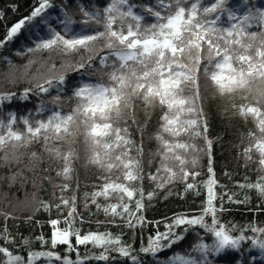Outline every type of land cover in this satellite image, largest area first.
<instances>
[{
  "label": "snow or ice",
  "instance_id": "snow-or-ice-1",
  "mask_svg": "<svg viewBox=\"0 0 264 264\" xmlns=\"http://www.w3.org/2000/svg\"><path fill=\"white\" fill-rule=\"evenodd\" d=\"M236 2L243 5L240 14L229 0H211L207 4L205 0H150L147 5L135 0H107L105 5H96L93 10L78 5L81 20L69 14L65 5L64 15L58 17V24L54 25L47 18L54 7L51 0H37L30 15L8 29L4 39L0 40V48L12 42L26 24L44 29L45 37H37V42L27 51L55 52L64 59L57 66L49 57L44 65L46 71L37 68L31 76L32 87L25 88L19 98L28 101L32 94L41 96L53 89L57 95L50 101L41 99L34 113L28 110L18 116L14 110H4V105L11 103L16 93H0V152L4 153L0 161L18 163L23 155L20 149L42 142V148L50 158L63 161L57 175L71 180L72 161L79 158L74 145L82 137L88 154L87 163L106 173L100 177L103 183L97 186L99 190L85 193L86 201L89 196L92 203H96L97 197L115 199L117 203L103 206L104 213L113 218L121 217L132 229L147 223H164L165 231L161 232L157 227L155 234L148 237L146 246L142 245L138 250L140 253L157 256L171 250L196 228L209 234L212 242H206L198 234V239L189 244V251L184 254L178 251L168 257L170 264H210V256L216 258L226 251L238 252L246 241L264 252V226L250 222L238 228L220 220V214L227 210L223 206L224 196L234 203H246L248 197L237 201L234 194L218 195L215 191L219 182L212 167L214 141L207 135V114L200 92L202 71L220 96L239 95L243 103H233V109L245 119L251 116L259 133L249 131L252 143L244 148L243 156L246 161L251 160L255 151L259 157V170L264 171V6L252 5L251 0ZM72 56H78V59H70ZM94 62L99 64L98 69L93 67ZM33 63L30 61L25 66V75ZM93 72L99 74L95 81L91 78ZM72 74L79 80L73 85L67 101H75V104L64 112L61 105L66 101L62 100V94L67 88V78ZM135 99L142 100L146 108L159 106L164 109L159 129L154 134L159 144L156 152L160 157L159 165L155 172L147 174L143 166V128L137 126L141 133V141L137 144L128 124V120L136 123ZM45 114L46 118H35ZM146 124L147 121L145 127ZM198 140H203V144L197 143ZM63 145L68 146L67 151H62ZM205 156L208 157V176L201 183L206 189V199L199 213L175 214L171 223L147 221L143 215L145 192L142 182L145 175L154 183V189L147 193L148 200L154 198L157 190L176 181L185 184V192L196 191L199 195L196 177L201 172L197 169ZM31 159L36 161L40 157L32 152ZM113 173H118L115 178ZM21 175L14 173L10 182H15ZM189 177L193 182H188ZM56 187L61 196L60 203L54 207L59 210L63 205L70 210L63 219L66 227H59L61 219L49 221L51 249L29 250L25 257L0 246V254L6 257L0 264H36L41 258L47 264H53V261L83 264L79 257L74 261L54 249L57 245H66L68 252H75L76 246L89 243L102 249L95 257L97 260L111 259L108 253L114 251L138 264L139 258L133 255L132 245L122 242L120 236L99 231L81 235V230L74 227L78 215L76 195L63 196L69 189L68 183ZM240 187L255 189L264 197V175L256 182L240 184ZM133 201L134 210L129 206ZM41 206L47 211L53 207L45 202H41ZM100 207L97 204V208ZM0 214L5 219L10 215ZM80 222L83 223V218ZM248 231L257 235L249 236ZM6 232V228L0 232V239H8ZM72 237H75L76 246L71 242ZM36 239L42 244L48 243L43 235ZM24 244H30L27 238Z\"/></svg>",
  "mask_w": 264,
  "mask_h": 264
},
{
  "label": "trees",
  "instance_id": "trees-1",
  "mask_svg": "<svg viewBox=\"0 0 264 264\" xmlns=\"http://www.w3.org/2000/svg\"><path fill=\"white\" fill-rule=\"evenodd\" d=\"M54 7L50 11L60 10L64 15V6L67 5V11L75 19H83L78 5L83 4L88 10H93L96 5H105L107 0H51ZM138 4H149L150 0H135ZM211 0H205V3H210ZM236 0H229L232 4ZM264 0H251V4L262 6ZM37 5V0H0V40L4 39L8 29L18 22L20 19L30 15L33 8ZM148 22H151L150 20ZM256 30V29H252ZM34 34V26L26 24L22 31L6 46L0 48V93H16L11 103L4 105V110H14L19 115H24L28 110L35 111V106L40 100L50 101L53 96L57 95L55 89L49 94L37 96L32 94L28 101L21 100L20 94L25 88L32 87L31 76L36 72L37 68L41 71H46L45 62L51 58L57 66L61 63L64 57L59 56L55 52L50 51H33L28 52L29 48L34 46L32 39ZM70 59L76 60L78 56H72ZM31 64L25 75V66ZM94 68H99V64L94 62ZM92 72V70H89ZM98 73L93 72L92 80L98 79ZM79 80L75 74L69 75L67 78V88L62 94V100L66 101L61 105L64 112L69 111L74 107L75 101H67V97L72 95V87ZM200 92L203 98V108L207 114L208 133L207 135L214 141L212 147V167L215 171V179L219 182L215 188L216 193L234 194V200L244 201L248 197L246 203L228 202L227 196H224V208L226 211L220 214L221 222L229 225H236L238 228L247 226L250 222L257 226H264V197L259 196L255 189L241 188L240 184L256 182L264 171L259 170L258 154L253 151L252 159L246 161L243 156V150L250 143L251 139L248 136L249 131L257 132L254 119L249 116L247 119L238 114V110L233 109L232 104L239 105L243 101L236 95L232 98L220 96L216 93L211 81L200 75ZM135 120H128L132 139L137 142L141 141V133L137 131V126L143 128V166L145 173L155 172L159 165L160 157L156 155L159 147L158 141L154 138V134L158 131L160 125V117L164 109L159 106L147 107L140 99H135ZM49 107H53L49 105ZM45 116H35L36 119L46 118ZM147 121L146 127L145 122ZM21 130L23 125H18ZM167 138V137H166ZM187 139V137H181ZM197 143L203 144V140H198ZM67 145L62 146V151H67ZM76 148L79 158H74L72 161L73 172L72 179L65 180L57 172L63 167L62 160H55L49 157L48 153L42 148V142L33 143L27 148L20 149L23 155L20 162H12L4 164L0 161V213L10 214L8 219H5L3 214H0V232H4L5 228L8 239H0V246H6L14 254L27 256L29 250H50L52 229L49 224L50 219H61L60 228L66 227L63 223L64 217H67L69 207L61 205L58 210L54 205L60 203L61 191L57 185L64 183L69 184V189L63 193L65 198H70L73 194L76 195V212L74 227L81 230V235L87 234L89 231L109 232L114 237L120 236L122 242L131 244L133 255L139 258L138 264H170L168 257L173 253L180 252L181 254L189 251V244L198 239L200 234L206 242L211 243L212 237L209 234L203 233L202 230L196 228L189 231L187 238L173 246L171 250H165L157 256L140 253V247L146 246L148 237L154 235L156 228L159 227L161 232L165 231L164 223L156 225L147 223L143 226L129 228L121 217L113 218L110 214L106 215L103 211V206L108 203H117L115 199H105L97 197L96 203L91 202L89 196L87 201L85 193L91 194L99 190L97 186L102 185L103 181L100 177L106 173L99 167L87 163V153L83 144V138L77 140ZM36 152L40 157L39 160L33 161L31 153ZM135 155V152L132 153ZM4 153L0 152V156ZM149 160L152 161L149 164ZM208 157L205 156L200 161V167L197 171L201 175L196 177V191L185 192V184L176 181L170 185H166L163 189L156 191V195L151 200L147 199V193L154 189V183L151 182L147 175L142 182L145 192V208L143 215L147 221H165L171 223V217L179 213L198 214L202 203L206 199V189L201 182L207 179ZM14 173H22L18 176L15 182H10V177ZM227 173V175L225 174ZM118 173H113V178ZM247 178V179H246ZM188 182H193L189 177ZM77 184L79 187H77ZM41 202L53 205L50 211L44 210ZM87 203V207L85 204ZM219 206V200L216 201ZM97 204L101 207L98 209ZM130 208L134 210V201L130 203ZM36 209H40L37 211ZM122 211V209H117ZM139 214V213H138ZM31 217V219H29ZM83 218V223L80 219ZM210 219V218H208ZM114 221V222H110ZM43 235L47 244H42L36 237ZM249 236H255L250 231ZM27 238L29 245L24 244V239ZM9 240L12 242L10 243ZM71 242L76 246L75 237L71 238ZM66 245H57L54 249L61 256L67 255L74 261L79 257L83 264H134L130 258L122 257L118 252H110L111 259L107 261L97 260L95 257L102 251L100 247H94L92 244L76 246L75 252H68ZM193 255L199 256L198 253ZM0 254V261L5 260ZM210 264H264V252L253 248L249 242H244L242 248L237 251H226L216 258L209 257ZM36 264H47L44 258L37 261ZM53 264H61L60 261H53Z\"/></svg>",
  "mask_w": 264,
  "mask_h": 264
},
{
  "label": "rangeland",
  "instance_id": "rangeland-1",
  "mask_svg": "<svg viewBox=\"0 0 264 264\" xmlns=\"http://www.w3.org/2000/svg\"><path fill=\"white\" fill-rule=\"evenodd\" d=\"M233 8L235 9V11L237 12V14H240L241 8H242V4L234 2L232 3ZM262 6H264V3L262 4ZM63 16V13L60 10H53L52 12L50 11V15H48V20L52 21L54 25L58 24V17ZM57 30H60L59 27H57ZM37 37H45V31L42 28H36L34 27V34H32V41L34 42V44L37 42ZM28 48L30 47V45H27Z\"/></svg>",
  "mask_w": 264,
  "mask_h": 264
}]
</instances>
